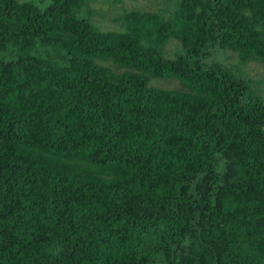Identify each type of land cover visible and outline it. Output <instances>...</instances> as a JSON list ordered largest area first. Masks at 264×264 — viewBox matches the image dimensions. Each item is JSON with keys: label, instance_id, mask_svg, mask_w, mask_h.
I'll return each instance as SVG.
<instances>
[{"label": "trees", "instance_id": "16d2710c", "mask_svg": "<svg viewBox=\"0 0 264 264\" xmlns=\"http://www.w3.org/2000/svg\"><path fill=\"white\" fill-rule=\"evenodd\" d=\"M87 2L0 0V264H264V0Z\"/></svg>", "mask_w": 264, "mask_h": 264}, {"label": "rangeland", "instance_id": "374dc122", "mask_svg": "<svg viewBox=\"0 0 264 264\" xmlns=\"http://www.w3.org/2000/svg\"><path fill=\"white\" fill-rule=\"evenodd\" d=\"M20 2L33 1L37 5L47 4L48 0H19ZM172 0H88L86 6L80 9V16L88 19L103 32L124 31V26L120 20L126 12L134 8L149 11L160 12L159 10L171 6ZM172 12L165 14L166 18L171 16ZM181 48L180 42L171 40L165 54L171 55L178 52ZM208 63H221L228 68H232L237 74L248 80L254 94L264 99V65L261 62H243L240 65L237 54L230 50H223L219 47L212 49ZM151 85L163 89H176L180 84L175 79H153Z\"/></svg>", "mask_w": 264, "mask_h": 264}]
</instances>
